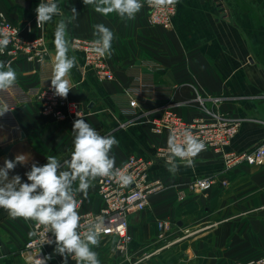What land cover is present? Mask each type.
Instances as JSON below:
<instances>
[{"label": "crops", "instance_id": "0c3cea01", "mask_svg": "<svg viewBox=\"0 0 264 264\" xmlns=\"http://www.w3.org/2000/svg\"><path fill=\"white\" fill-rule=\"evenodd\" d=\"M39 3L41 0H0V13L24 25L37 15ZM55 3L60 11L52 20L42 29L24 34L46 39L49 66L54 67V33L58 22L65 21L67 55L78 58L68 77L69 96L85 108L82 119L102 135L119 141L110 152L115 168L131 155L149 158L169 147L168 133L156 135L146 119L137 118L144 110H154L170 100L183 118L200 117L204 114L195 101L198 94L225 98L221 113L242 119L227 152L248 151L264 139V0H180L170 30L150 25L145 9L134 20H121L115 13L108 17L96 13L83 0ZM73 7L78 13L75 20L70 19ZM98 23L114 32L109 56L116 74L113 82L99 81L84 68V53L70 45L75 37L93 39V25ZM0 61L6 63V58L0 56ZM12 67L21 84L38 83V64L20 62ZM141 80L156 89L155 100L142 102L134 115L127 116L133 99L128 92ZM16 117L20 133L0 124V168L5 159L25 155L23 163L9 170L8 180L19 175L21 183H30L26 173L33 165L44 166L47 156L58 160L71 155L75 119L45 116L38 102L20 105ZM62 171H71L66 161L58 166V174ZM98 178H87L86 198L77 191L78 179L71 183L72 194L84 199L85 211L97 212L103 207ZM204 178L214 179L215 185L205 192L190 189L192 182ZM150 179L160 181L163 188L151 197L144 212L130 218L132 242L126 255L117 249L114 237H98V246H89L98 254L100 264H230L264 255V165L229 168L222 155L206 151L198 154L192 165L157 163L150 170ZM180 191L185 193L183 201L178 198ZM160 222L171 224L163 238ZM34 223L12 218L0 208V264H26L21 251L33 236ZM56 249L57 243L45 249L49 264H88L70 256L66 249L62 254Z\"/></svg>", "mask_w": 264, "mask_h": 264}, {"label": "built area", "instance_id": "2783aa9c", "mask_svg": "<svg viewBox=\"0 0 264 264\" xmlns=\"http://www.w3.org/2000/svg\"><path fill=\"white\" fill-rule=\"evenodd\" d=\"M41 2L48 4L55 0H41ZM141 2L142 9L147 11L150 25L167 30L173 28L180 0L162 7L149 5L147 0H141ZM36 19L37 15L30 17L23 25L15 22L9 14L0 13V38L7 36L10 40L5 52L0 56L6 58V64L27 62L36 63L39 66L36 85L25 86L16 81L13 87L0 91V106L6 104L9 108L3 116H0V124L12 128L17 133L22 130L16 117V110L22 104L38 102L45 116H52L58 120L77 119V113L82 118L86 113L82 104L72 100L69 94L66 98L54 96V90L51 89L53 66H49L51 61L49 45L43 37L29 38L24 34L25 31L32 33L34 28L42 29L37 28ZM91 40L75 37L70 45L73 49L84 53V68L92 71L99 81L103 83L115 81L116 74L110 65L109 56L101 57L94 53L91 50ZM155 91L153 85L144 80L131 86L128 93L133 99L130 101L131 111L127 116L134 115L143 106L142 102L154 101ZM139 97L144 99L140 100ZM169 101L154 110H144L137 118L146 119L156 135L171 134L176 143H181L183 138L189 135L202 141L205 149L200 153L213 151L222 155L229 168L239 164L264 165V139L248 151L240 153L226 151L238 135L242 119L230 118L221 113L220 106L225 98L204 97L198 94L195 101L204 115L193 119L183 118L176 111L175 103ZM196 157L185 158L184 161L180 158L173 159L169 147L159 149L153 157L149 158L129 156L123 165L114 170L120 168L133 177V182L122 187L114 177H99L97 179L98 194L102 199L103 207L97 212L85 211L84 199L73 194L81 217L76 230L81 240L84 242L87 235L93 232L98 233V237H114L118 240L117 249L126 255L127 248L132 242V236L129 233L130 218L144 212L149 207L151 197L163 188L160 181L150 179L151 168L161 161L170 165L188 164L186 162L188 159L194 161ZM215 183V180L211 178L198 179L192 182L190 189L195 192H205ZM178 198L181 201L185 199L184 191L179 192ZM170 227V223H159L160 238L164 237L165 231ZM56 243L53 231L35 222L33 236L22 249L21 256L26 264H49L45 249ZM66 252L75 257V252H69L67 249ZM230 264H264V255L249 261H235Z\"/></svg>", "mask_w": 264, "mask_h": 264}, {"label": "clouds", "instance_id": "9594fccd", "mask_svg": "<svg viewBox=\"0 0 264 264\" xmlns=\"http://www.w3.org/2000/svg\"><path fill=\"white\" fill-rule=\"evenodd\" d=\"M84 5H91L96 13L108 17L115 13L121 20H134L141 11V0H83ZM149 5L162 7L175 3V0H147ZM60 9L55 2L39 3L35 8L37 14L36 26L43 28L50 22L53 15ZM71 20H75L78 13L71 9ZM93 39L90 41L91 50L101 57L112 54V41L114 32L103 23L93 25ZM10 40L7 36L0 38V54L5 52ZM56 49L51 89L54 96L66 98L71 91L68 79L71 70L77 66L78 58L69 57V42L66 40V23L58 22L54 33ZM6 69V70H5ZM17 81V73L11 63L0 61V91L13 87ZM9 110L6 104L0 106V116ZM73 122L74 133L71 160L66 161L71 171H62L58 174V160L56 156H47L48 163L42 167L32 166L26 173L30 183H21V177L16 175L8 180L9 170L15 169L18 163H23L25 155H17L14 160L5 159L4 167L0 168V208L6 210L12 218H23L35 221L38 225L49 227L53 231L57 251L63 253L65 249L75 252L78 261L88 264H100L98 254L90 250V245L98 246V233L87 235L86 241L81 240L77 234L80 215L77 211V201L71 192V183L78 179L77 191L83 192L87 197L89 183L87 178L114 177L122 186L126 187L133 182V177L124 173L120 168L115 169V157L110 155L119 141L112 135H101L94 127L82 119L77 113ZM168 146L171 158H193L205 149L202 141L192 136H185L181 143H176L169 135ZM192 165L193 160L186 161ZM173 172L175 170H172ZM57 206H59L57 208ZM47 259V258H46Z\"/></svg>", "mask_w": 264, "mask_h": 264}, {"label": "rangeland", "instance_id": "374dc122", "mask_svg": "<svg viewBox=\"0 0 264 264\" xmlns=\"http://www.w3.org/2000/svg\"><path fill=\"white\" fill-rule=\"evenodd\" d=\"M100 134L102 135V133H100ZM66 158H67V155L60 157L58 159V166H60L65 161ZM161 162H163V161H161ZM161 162H159V163H161Z\"/></svg>", "mask_w": 264, "mask_h": 264}, {"label": "trees", "instance_id": "16d2710c", "mask_svg": "<svg viewBox=\"0 0 264 264\" xmlns=\"http://www.w3.org/2000/svg\"><path fill=\"white\" fill-rule=\"evenodd\" d=\"M71 158V155L70 156H68L66 159H65V161H67V160H69ZM64 161V162H65ZM2 209V208H1Z\"/></svg>", "mask_w": 264, "mask_h": 264}, {"label": "water", "instance_id": "95a60500", "mask_svg": "<svg viewBox=\"0 0 264 264\" xmlns=\"http://www.w3.org/2000/svg\"><path fill=\"white\" fill-rule=\"evenodd\" d=\"M26 5L28 4V2L25 3Z\"/></svg>", "mask_w": 264, "mask_h": 264}]
</instances>
